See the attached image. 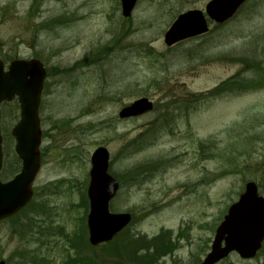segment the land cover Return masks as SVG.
Instances as JSON below:
<instances>
[{
  "label": "rangeland",
  "instance_id": "374dc122",
  "mask_svg": "<svg viewBox=\"0 0 264 264\" xmlns=\"http://www.w3.org/2000/svg\"><path fill=\"white\" fill-rule=\"evenodd\" d=\"M207 1L137 0L124 18L120 0H0L5 68L37 58L46 70L40 168L29 204L0 222V261L195 264L244 185L264 195V0L167 47L175 17ZM141 97L154 103L151 112L118 118ZM0 112L7 181L21 167L10 135L17 101ZM100 146L119 182L109 210L132 220L111 242L91 246L86 189ZM218 264H264V244L252 260L232 254Z\"/></svg>",
  "mask_w": 264,
  "mask_h": 264
},
{
  "label": "water",
  "instance_id": "95a60500",
  "mask_svg": "<svg viewBox=\"0 0 264 264\" xmlns=\"http://www.w3.org/2000/svg\"><path fill=\"white\" fill-rule=\"evenodd\" d=\"M244 1L246 0H211L206 5V13L214 21L222 23L232 17ZM135 3L136 0H121L124 17L130 16ZM206 31L207 24L202 12L190 10L177 17L165 33L164 42L170 46ZM44 77L43 65L36 59L15 60L9 64L7 71H4L0 60V103L16 96L20 106V120L12 128L11 134L16 140L15 152L22 162L19 174L9 182H0V219L14 215L31 198V183L39 169L38 146L41 132L38 107ZM151 109L152 103L147 98H140L122 108L119 117H136ZM1 158L0 136V168ZM90 164L87 227L89 242L96 245L110 241L129 223L130 215L109 212V201L116 195L119 184L107 171V150L98 147L91 155ZM263 237L264 198L257 195L253 183H248L245 192L229 208L217 228L211 252L200 264H214L231 251H237L242 257H253Z\"/></svg>",
  "mask_w": 264,
  "mask_h": 264
},
{
  "label": "trees",
  "instance_id": "16d2710c",
  "mask_svg": "<svg viewBox=\"0 0 264 264\" xmlns=\"http://www.w3.org/2000/svg\"><path fill=\"white\" fill-rule=\"evenodd\" d=\"M238 84H240L241 86H243V84H241V83H239L238 82ZM146 169V168H145ZM9 171V169L5 166V167H3V170H2V173L3 172H8ZM2 173H1V176H2ZM138 257V256H137Z\"/></svg>",
  "mask_w": 264,
  "mask_h": 264
}]
</instances>
